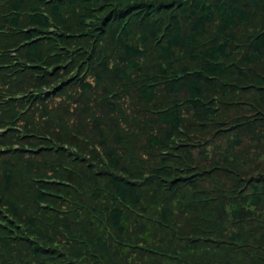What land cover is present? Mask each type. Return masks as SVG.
<instances>
[{
  "label": "trees",
  "instance_id": "trees-1",
  "mask_svg": "<svg viewBox=\"0 0 264 264\" xmlns=\"http://www.w3.org/2000/svg\"><path fill=\"white\" fill-rule=\"evenodd\" d=\"M0 264H264V0H0Z\"/></svg>",
  "mask_w": 264,
  "mask_h": 264
}]
</instances>
